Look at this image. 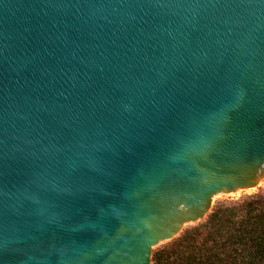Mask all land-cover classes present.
Wrapping results in <instances>:
<instances>
[{"label": "water", "instance_id": "1", "mask_svg": "<svg viewBox=\"0 0 264 264\" xmlns=\"http://www.w3.org/2000/svg\"><path fill=\"white\" fill-rule=\"evenodd\" d=\"M264 179V0H0V264H153Z\"/></svg>", "mask_w": 264, "mask_h": 264}, {"label": "trees", "instance_id": "2", "mask_svg": "<svg viewBox=\"0 0 264 264\" xmlns=\"http://www.w3.org/2000/svg\"><path fill=\"white\" fill-rule=\"evenodd\" d=\"M153 264H264V191L215 205L153 251Z\"/></svg>", "mask_w": 264, "mask_h": 264}, {"label": "rangeland", "instance_id": "3", "mask_svg": "<svg viewBox=\"0 0 264 264\" xmlns=\"http://www.w3.org/2000/svg\"><path fill=\"white\" fill-rule=\"evenodd\" d=\"M260 190L261 191H264V179L260 182V184L258 185V187H256L255 189H253L250 193L217 196L215 198V200H214V206L217 205V204H219V203H223L225 201L238 200V199L242 198L245 195H250V194L256 193V192H258ZM191 225H193V224H190V225L186 226L185 228H187V227H189ZM163 244H165V243H163ZM163 244H160L156 248L161 247Z\"/></svg>", "mask_w": 264, "mask_h": 264}]
</instances>
